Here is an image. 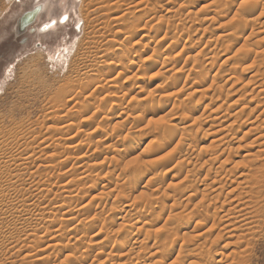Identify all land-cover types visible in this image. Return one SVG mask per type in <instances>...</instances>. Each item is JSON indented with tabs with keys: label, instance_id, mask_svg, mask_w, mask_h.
Instances as JSON below:
<instances>
[{
	"label": "rangeland",
	"instance_id": "rangeland-1",
	"mask_svg": "<svg viewBox=\"0 0 264 264\" xmlns=\"http://www.w3.org/2000/svg\"><path fill=\"white\" fill-rule=\"evenodd\" d=\"M47 1L55 3L53 15L42 7L33 28L21 29L22 15L42 3L0 0V152L6 150L0 154L6 153L0 160V264L178 261L191 241L184 244L181 223L168 217L187 214L193 220L190 235L204 232L209 225L192 212L201 196H214L203 189L219 165L228 161L227 170L240 172L250 153L264 149V137L254 141L260 131H249L264 126V94L256 89L264 80V16L259 18L264 0L247 5L241 0ZM255 6L257 23L234 36L240 16ZM64 13L67 21L42 32L49 17L59 22ZM257 71L261 74L250 84ZM236 111L245 123H233ZM217 125L223 126L218 134L213 133ZM168 128L170 133L164 132ZM227 131L232 137L225 147L200 156ZM4 136L10 139L6 144ZM224 148L220 161L204 165ZM208 174L213 175L205 178ZM188 182L199 194L185 208ZM196 222L202 224L194 229ZM219 235L216 246L213 239L204 246L205 238H191L196 245L191 246L198 249L202 242L199 251L211 245L222 251L236 241L223 231ZM126 236L132 243L120 247ZM168 242L176 244L167 262ZM189 258L188 263L197 261ZM250 264H264V232L254 242Z\"/></svg>",
	"mask_w": 264,
	"mask_h": 264
},
{
	"label": "bare ground",
	"instance_id": "bare-ground-1",
	"mask_svg": "<svg viewBox=\"0 0 264 264\" xmlns=\"http://www.w3.org/2000/svg\"><path fill=\"white\" fill-rule=\"evenodd\" d=\"M38 1V0H36ZM61 2V1H60ZM48 3V4H47ZM53 4V5H52ZM60 4V3H59ZM118 4V3H116ZM42 5V6H41ZM41 5H38L37 7V10L34 14H31L28 19H27V23L26 24H30L28 27L32 26V24L35 22L37 16L43 11L42 10V7L45 5L46 8H47V16H52L53 15V12H54V5L55 3H52V2H48L47 0H44L42 1V4ZM117 6V5H116ZM35 8H33L32 10L30 11H27L25 13H28V12H31L33 11ZM117 8V7H116ZM249 17L251 18L250 20L249 19H246L245 17H248V16H240V20L238 22V25H239V28L240 29L239 31H236V27H234V30H232L234 33V36H236L235 34L240 32V31H244L247 29L249 23H251L252 21V24H254L255 22L257 23V21L259 20L260 17L264 16V9L261 11V15H259V18L257 16L256 20L253 19V17L255 18L256 16V13H257V7L255 6L254 8H252L251 10H249ZM68 13H64V15H62L63 17L67 16L66 15ZM61 16V17H62ZM121 18V17H120ZM53 21H55L53 24H58V22L56 21V19H53L51 18ZM253 19V20H252ZM243 21V22H242ZM32 22V23H31ZM64 22V21H63ZM53 24H47L48 26L45 28L46 30L50 27H54ZM264 24V23H263ZM243 25V26H242ZM251 25V24H250ZM234 26V25H233ZM256 26V25H255ZM258 26V25H257ZM263 26V25H262ZM57 27V26H56ZM238 27V26H237ZM28 29V28H27ZM42 30V29H41ZM144 30V29H143ZM55 31V30H54ZM261 33V32H260ZM232 35V34H231ZM263 39V38H262ZM246 41H248L246 39ZM247 45V44H246ZM248 47V46H247ZM246 49V47H245ZM229 52V51H227ZM115 53L118 55V49L115 50ZM227 54V53H226ZM115 55V54H114ZM256 55L258 57H261L259 55V53H256ZM245 58V57H244ZM255 58V57H254ZM233 59V58H231ZM247 59V58H246ZM260 61V60H259ZM254 62V61H253ZM152 67V66H151ZM106 68V66H105ZM111 68V67H110ZM118 68V66H117ZM153 68V67H152ZM115 69V68H113ZM206 69L210 72V69L206 67ZM112 70V69H111ZM206 70V71H207ZM114 71V70H113ZM261 71V70H260ZM260 71H257L256 73H253L252 77H251V81L249 82L250 84L257 78L258 76L262 73H260ZM111 72V71H110ZM109 72V73H110ZM260 73V74H259ZM262 76V80L264 79L263 76H264V72L260 75V77ZM176 80V79H175ZM255 80V81H256ZM111 81L114 83L115 81L111 79ZM109 82V81H108ZM113 86V85H112ZM225 86V85H224ZM256 89H258L259 91L257 93H259V96L260 94H264V80L263 82H261L260 85H258L256 87ZM2 90V88H1ZM70 94V93H69ZM63 95V94H62ZM263 96V95H262ZM72 98V97H71ZM257 98H258V95H257ZM264 99V98H263ZM66 102V101H65ZM262 102V101H260ZM236 103V101H235ZM234 103V104H235ZM233 104V103H232ZM233 104V105H234ZM115 105V104H114ZM237 105V104H236ZM258 105V104H257ZM264 106V105H263ZM256 107V106H255ZM253 108L251 110V114L256 111V108ZM261 108V107H260ZM263 108V107H262ZM96 109V108H95ZM259 109V108H258ZM257 109V110H258ZM218 110V108H217ZM240 110H245V108L243 109H240ZM196 109L195 108H191L189 110V113L190 114H195L196 113ZM237 112V111H236ZM244 112V111H243ZM95 113V112H94ZM241 112H237L236 114L232 115V116H235V121L233 123H237L238 120L239 121H243V117H238V114H240ZM262 115H264V108L262 110ZM250 114V115H251ZM68 115V114H67ZM241 115V114H240ZM228 116V115H227ZM232 116L228 117V118H232ZM186 117V116H185ZM260 117V116H259ZM104 118V121L107 119L105 117ZM220 118V117H219ZM227 118V119H228ZM234 118V117H233ZM112 119V118H111ZM183 119V118H182ZM215 119V118H214ZM223 119V118H222ZM110 120V119H109ZM210 120V119H209ZM208 120V122H209ZM108 121V120H107ZM200 121V120H199ZM214 121V120H213ZM225 121V120H224ZM245 121H246V118H245ZM249 121V120H248ZM252 121V120H251ZM65 122V121H64ZM70 122V121H69ZM90 122V121H89ZM247 122V121H246ZM263 122V120H262ZM243 123H245L243 121ZM243 123H241V126L244 125ZM254 123V122H253ZM75 124V123H74ZM240 124V123H239ZM72 125V122L69 124V126H66L67 129L69 130L70 129V126ZM79 125V124H78ZM85 125V124H83ZM192 125V124H191ZM223 125V124H222ZM222 125H217L218 127L220 126V129L218 131H214L213 133L217 132L216 134L220 133L221 132V128L223 127ZM65 126V125H64ZM100 126V125H99ZM216 126V127H217ZM222 126V127H221ZM240 126V125H239ZM240 126V127H241ZM146 127V126H145ZM191 127V126H189ZM212 128H215V126H210ZM228 129H230V132H234V129L232 128L233 127V124H229L228 126ZM54 128V132L58 131L59 129H57V127H52V130ZM64 128V127H63ZM73 128V127H72ZM71 128V129H72ZM79 128V127H78ZM167 129V127H165ZM106 129V128H105ZM56 130V131H55ZM61 130V129H60ZM77 130V129H76ZM81 129H79L80 131ZM88 130V129H86ZM169 128L168 130L164 131V132H169ZM222 130H225V129H222ZM70 131V130H69ZM213 131V130H212ZM220 131V132H219ZM250 132H253V131H260L258 132V138H256L254 141H258L259 139H261L262 137H264V126L263 125H258V127L255 129H250L249 130ZM248 131V132H249ZM33 132V131H32ZM53 132V133H54ZM67 132V131H66ZM228 132V131H227ZM170 133V132H169ZM229 133V132H228ZM226 133L227 135L225 136H217L219 138H216V140H214L212 143H211V146L209 149H206V150H202L200 152V156L203 157V154H207L208 156V153L213 150L214 148H220V147H225V145H227V142L230 140V137L231 136L229 133ZM55 134V133H54ZM90 134V133H89ZM88 134V135H89ZM93 134V133H92ZM96 134V133H95ZM165 134V133H164ZM250 134V133H249ZM75 135V134H74ZM98 135V134H97ZM211 135H213L211 133ZM234 135V134H233ZM244 135H247L244 133ZM96 136V135H95ZM110 136V135H109ZM56 137V136H55ZM77 137H78V134H77ZM103 137V136H102ZM164 137V136H163ZM232 137V136H231ZM17 138V137H16ZM20 138V137H19ZM229 138V140H228ZM27 139V138H26ZM38 139V138H37ZM264 139V138H262ZM9 138L6 139V137L4 136V140L3 143H7L9 142ZM158 140V139H157ZM156 140V141H157ZM73 141V140H72ZM159 141V140H158ZM101 142V141H100ZM11 143V142H10ZM8 143L9 145H12ZM102 143V142H101ZM229 143V142H228ZM263 143V142H262ZM7 144V145H8ZM20 144V143H19ZM29 144V143H28ZM137 144V143H136ZM154 144V143H153ZM4 145V144H2ZM15 146V144H13ZM80 145V144H79ZM5 146V145H4ZM7 147V146H6ZM5 147V149H6ZM110 148L112 146H109ZM260 147H263L264 148V143L260 145ZM2 148V147H1ZM11 148V147H10ZM25 148V147H24ZM28 148V147H27ZM66 148V147H65ZM9 149V147H8ZM16 149V148H15ZM259 150V149H258ZM262 151L259 150V152L257 151L255 154L253 153H250L248 158L249 160L247 161V167L245 165V169H242L240 172L238 170V168H235L233 167L232 169L230 170H227L225 167H226V162H223L219 165V167L217 168L216 172L214 173L215 176L213 178H211V184H208L206 186L205 189H203V191H211V194L214 196H212L211 198H208L207 200V196L206 195H203L201 196L202 198L200 200H198L197 204L195 203V213L192 212V214H196V215H199L200 217L203 218V225H209L208 228H206V230H204V232H200L199 234H197L196 236H191L190 235V227L192 226V221L193 220H188L185 218V216H182L180 214H175L174 216H170L168 217L169 219L171 218V220H173V224H176V223H181V224H178L180 225L179 227V230L178 232L179 233H182V236L183 239H187L191 241V244L189 245L186 240H185V243L184 244H188V245H185V246H188L186 248H183V250L179 251L180 253L179 256L181 255L182 258H180L179 256H177L178 258V261H174L170 264H186L188 263L189 261L187 260L189 257H196L197 258V261H191L190 263L188 264H202L203 262L206 263V261L209 263V264H224L222 263V261L224 259H227L228 263L226 264H250L251 263V258H252V255H253V248H254V242L257 241V239L261 236V234L264 232V149H261ZM11 151V150H10ZM204 151V152H203ZM227 149L224 148L223 152L221 151H218V150H215V152H213V154H211L209 157H207L204 161V165H212L214 164L215 162L217 161H220V158L223 157L222 155H224V152H226ZM6 152V150L4 151ZM3 151L0 152L1 153H4ZM14 152V151H13ZM12 152V153H13ZM221 152V153H219ZM6 155V153L4 155H2V157H4ZM8 155V154H7ZM258 155V156H257ZM2 157H0V160L2 159ZM7 157V156H6ZM10 157V156H9ZM7 157V158H9ZM255 157H258V159L256 160ZM6 158V159H7ZM12 158V156H11ZM70 158V157H68ZM82 158V157H81ZM260 158H263V159H260ZM10 159V158H9ZM5 160V159H4ZM3 160V161H4ZM83 160V159H81ZM9 161V160H8ZM6 161V162H8ZM5 162V161H4ZM0 163H3V162H0ZM17 163V162H16ZM19 165V164H18ZM8 163L6 165V168L8 167ZM21 166V165H20ZM3 168V167H1ZM5 168V167H4ZM54 168V167H52ZM9 169V168H8ZM210 175H213V174H208L205 176V178L207 177H210ZM13 176V175H12ZM3 177V176H2ZM10 179H11V176H9ZM234 177V178H233ZM14 178V177H13ZM2 179V178H1ZM9 179V180H10ZM13 180V179H12ZM6 181V180H4ZM192 181V180H191ZM8 182V180L6 181ZM10 182V181H9ZM40 184V183H39ZM75 184V183H74ZM80 185V183H79ZM38 186V185H37ZM64 186V185H63ZM62 186V187H63ZM69 186V185H68ZM77 186V185H76ZM205 186V185H204ZM227 191L226 193V196L224 197V201L221 202V199L224 195V193ZM185 194H190L188 195L187 197L185 198H182V201H181V206L184 205L185 208L188 207L190 205L191 202H193V198L196 199L197 195L199 194V191L198 189H195V184L193 182H188L187 183V186H186V189L184 191ZM210 196V194H209ZM56 197V196H55ZM68 199V198H67ZM73 199V198H72ZM209 202L208 205H206V209H202L201 211L198 210V207L206 202ZM68 202V201H66ZM65 202V203H66ZM221 202V206L220 207H216L215 210H211L212 208V205L214 204H217V203H220ZM64 203V202H63ZM71 203V202H70ZM231 205L228 209H225V207L227 205ZM61 206V205H60ZM203 206V205H202ZM61 208V207H60ZM63 208V207H62ZM204 208V207H203ZM69 212V211H68ZM181 212V211H180ZM184 212V210H183ZM69 214V213H68ZM71 214V213H70ZM193 216V215H192ZM132 218V217H131ZM187 218H192V217H189L187 216ZM197 218V217H196ZM169 222H171V220H169ZM69 220V219H68ZM132 220V219H131ZM134 222V221H133ZM175 222V223H174ZM221 223H224L223 225H221ZM194 224V223H193ZM202 224V223H201ZM201 224L197 223L196 222V226L194 229H197V227H200ZM135 225V224H134ZM200 225V226H199ZM203 227V226H202ZM177 228V227H176ZM75 230V229H74ZM193 231V230H192ZM225 232L228 236V240H232V239H236L235 242H230V243H226L225 246L222 247V251L220 250H216L215 249V246L216 244H219V242L217 243L216 240L218 241L219 239L221 240L222 239V235H219V232ZM218 232V233H216ZM237 233V234H236ZM221 234V233H220ZM61 235V234H60ZM132 236V235H131ZM216 236V238H214ZM222 236V237H221ZM172 235H168L167 236V240L168 241H171ZM179 237V236H178ZM177 237L176 241L179 240ZM221 237V238H219ZM180 238V237H179ZM191 238H196L197 242H200V241H203L204 239V246L208 245V243L210 242V239H213L214 240V243L211 241V243H213V245H215L212 248L210 247V249L208 247L204 248L206 249V251L201 250L199 251L200 249H202L203 247L201 246L202 242L198 245V249L197 247L193 249V246H196L195 244H193L192 242V239ZM54 239V237H53ZM174 239V238H173ZM183 240V242H184ZM195 240V241H196ZM104 241V240H103ZM107 241V239H106ZM133 241V238H130L126 236V238L124 239L122 243V246L120 247H127L129 246ZM173 241V240H172ZM196 242V243H197ZM229 242V241H228ZM96 243V242H95ZM190 243V242H189ZM175 244L176 243H173V242H168V244L166 243V247L169 248L168 251H166V254H164V259L168 262L169 257L173 256L174 255V251H173V247L175 248ZM177 244H178V241H177ZM101 245V244H100ZM107 245V244H106ZM115 245V244H114ZM134 245V243H133ZM163 245V244H162ZM174 245V246H173ZM69 246V245H68ZM210 246V244H209ZM38 247V246H37ZM134 247V246H133ZM165 247V248H166ZM184 247L181 246V248ZM192 247V249H190ZM231 247H234L230 250ZM111 248V247H110ZM128 248V247H127ZM126 248V249H127ZM208 248V249H207ZM57 249V248H56ZM113 249V248H112ZM118 249V247H117ZM122 249V252H123V249L124 248H121ZM120 249V250H121ZM177 249V248H176ZM37 250V249H36ZM40 250V249H39ZM132 250V249H131ZM157 250V248H156ZM159 250V249H158ZM166 250V249H164ZM48 251V250H47ZM125 251V250H124ZM176 251V250H175ZM226 251H229V254H225L227 253ZM43 252V250H42ZM110 252V251H109ZM118 252V250H117ZM177 252V251H176ZM116 253V252H115ZM120 253V251H119ZM134 253V252H133ZM154 253V252H153ZM152 253V255H154ZM156 253H159L161 254V252H156ZM155 253V255H157ZM164 253V252H162ZM42 254V253H41ZM131 254V253H130ZM185 254V256H184ZM38 255V254H37ZM122 255V256H121ZM119 258L121 259H125L127 256V254L123 257V254H121ZM40 256V255H39ZM111 256V255H110ZM163 256V255H161ZM76 257V256H75ZM155 257V256H153ZM156 257H159V256H156ZM131 258V257H130ZM133 258V257H132ZM169 258V259H168ZM180 258V259H179ZM70 259V258H69ZM118 259V258H117ZM120 259V261H121ZM160 259H163V258H160ZM158 260L157 262L158 263H161V260ZM190 259V258H189ZM177 260V259H175ZM38 261V260H37ZM126 261V260H125ZM130 261V260H129ZM160 261V262H159ZM188 261V262H187ZM226 261V260H225ZM224 262V261H223ZM123 263V262H122ZM121 263V264H122ZM165 263V262H164ZM137 264V263H135ZM156 264V263H155Z\"/></svg>",
	"mask_w": 264,
	"mask_h": 264
},
{
	"label": "flooded vegetation",
	"instance_id": "flooded-vegetation-1",
	"mask_svg": "<svg viewBox=\"0 0 264 264\" xmlns=\"http://www.w3.org/2000/svg\"><path fill=\"white\" fill-rule=\"evenodd\" d=\"M42 1H44V0L36 1V3H37V4H38V3L40 4V3H42ZM40 5H41V4H40ZM43 7H44V11L46 12V15H47V8H46L45 5H44ZM31 10H32V9H31ZM41 14H42V12H41ZM39 17H40V14L37 16L35 22H34L32 25H34V24H36V23L38 22ZM61 19H62V20H61ZM61 19H60L61 21L59 20L58 24H60L62 21H65V20H64V17H62ZM67 20H68V18H67ZM67 20H66V21H67ZM46 21H48L46 24H44V25L42 24V25H41V27H42V32H45V31H48V30H51V29L53 30L54 28H56V26H58V24H56V25L53 24L55 21H53L50 17H49V19H47ZM47 24H48V25H49V24H53L54 27H50V28H48V29L46 30L45 28L48 26ZM31 27L33 28V26H31ZM32 28H31V29H32Z\"/></svg>",
	"mask_w": 264,
	"mask_h": 264
},
{
	"label": "water",
	"instance_id": "water-1",
	"mask_svg": "<svg viewBox=\"0 0 264 264\" xmlns=\"http://www.w3.org/2000/svg\"><path fill=\"white\" fill-rule=\"evenodd\" d=\"M37 8H35L33 11L25 13L19 22V25L21 27V29L27 28L30 24H26L27 23V19L31 14H34L36 12ZM32 23V22H31Z\"/></svg>",
	"mask_w": 264,
	"mask_h": 264
},
{
	"label": "snow or ice",
	"instance_id": "snow-or-ice-1",
	"mask_svg": "<svg viewBox=\"0 0 264 264\" xmlns=\"http://www.w3.org/2000/svg\"><path fill=\"white\" fill-rule=\"evenodd\" d=\"M250 2L251 0H241L242 5H247ZM64 20H67V16L64 17Z\"/></svg>",
	"mask_w": 264,
	"mask_h": 264
},
{
	"label": "crops",
	"instance_id": "crops-1",
	"mask_svg": "<svg viewBox=\"0 0 264 264\" xmlns=\"http://www.w3.org/2000/svg\"><path fill=\"white\" fill-rule=\"evenodd\" d=\"M22 16H23V15H22ZM41 28H42V27H41ZM41 28H40V29H41Z\"/></svg>",
	"mask_w": 264,
	"mask_h": 264
},
{
	"label": "built area",
	"instance_id": "built-area-1",
	"mask_svg": "<svg viewBox=\"0 0 264 264\" xmlns=\"http://www.w3.org/2000/svg\"><path fill=\"white\" fill-rule=\"evenodd\" d=\"M65 22V21H64Z\"/></svg>",
	"mask_w": 264,
	"mask_h": 264
}]
</instances>
